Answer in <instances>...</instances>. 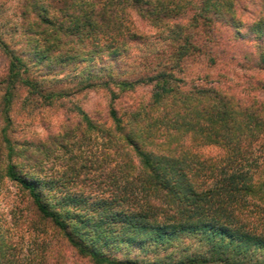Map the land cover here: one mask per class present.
I'll return each mask as SVG.
<instances>
[{"label":"trees","instance_id":"trees-1","mask_svg":"<svg viewBox=\"0 0 264 264\" xmlns=\"http://www.w3.org/2000/svg\"><path fill=\"white\" fill-rule=\"evenodd\" d=\"M18 10L25 45L0 33V176L31 211L91 264H264V100L226 80L240 68L264 88V0H20ZM131 16L161 42L133 54L145 33ZM101 54L107 63L78 84L108 93L106 115L78 113L123 149V175L120 195L88 201L23 170L7 129L19 88L44 95L26 75L32 66L66 72ZM131 55L133 64L120 62ZM193 56L222 67L182 86L176 72ZM138 85L148 96L119 112L117 99ZM209 145L221 152L205 154Z\"/></svg>","mask_w":264,"mask_h":264},{"label":"rangeland","instance_id":"rangeland-1","mask_svg":"<svg viewBox=\"0 0 264 264\" xmlns=\"http://www.w3.org/2000/svg\"><path fill=\"white\" fill-rule=\"evenodd\" d=\"M19 1L0 0V33L15 48L25 45L20 39ZM131 19L145 33L143 38L130 44L133 54H139L141 50L161 42L159 34L154 33V30L151 33L144 21L136 16H131ZM97 56L66 72L55 73L45 62L32 66L26 75L38 82L44 95L31 94L19 88L7 129L8 137L20 153L14 160L19 162L23 170L51 181L60 191L85 197L88 201L120 195L118 187L123 175V149L110 142L104 134L87 130L78 113L81 109L99 121L106 115L108 93L102 88H83L78 84L83 73L93 66L99 69L102 62L107 63L109 60L106 55ZM137 57L121 56L119 59L123 64H133ZM180 66L181 71H177L176 76L182 86H188L214 80L222 63L218 61L217 64H211L200 56H193L183 60ZM5 68L6 58L0 52V81ZM242 72L243 69L236 68L233 79L229 77L226 80L241 89L255 92L264 100V88L249 86L247 80L239 77ZM257 77H262L264 83V73ZM149 89L147 85H138L132 92L122 94L115 102L116 108L122 112L128 106H135L148 96ZM59 91L63 94L57 99L48 97L50 92ZM3 125L4 122L0 120V127ZM202 151L214 155L220 153L221 149L209 145L203 147ZM134 252L133 249L131 254ZM119 256L117 253L114 257ZM0 262L91 264L70 247L50 224L31 211L20 188L4 176H0Z\"/></svg>","mask_w":264,"mask_h":264}]
</instances>
